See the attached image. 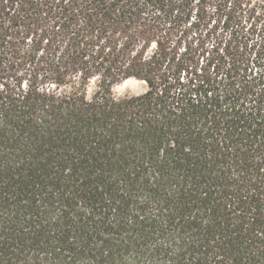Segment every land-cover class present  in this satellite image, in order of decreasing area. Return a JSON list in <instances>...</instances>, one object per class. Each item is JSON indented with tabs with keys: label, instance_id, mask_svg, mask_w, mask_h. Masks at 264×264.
<instances>
[{
	"label": "trees",
	"instance_id": "obj_1",
	"mask_svg": "<svg viewBox=\"0 0 264 264\" xmlns=\"http://www.w3.org/2000/svg\"><path fill=\"white\" fill-rule=\"evenodd\" d=\"M0 264H264V0H0Z\"/></svg>",
	"mask_w": 264,
	"mask_h": 264
},
{
	"label": "rangeland",
	"instance_id": "obj_2",
	"mask_svg": "<svg viewBox=\"0 0 264 264\" xmlns=\"http://www.w3.org/2000/svg\"><path fill=\"white\" fill-rule=\"evenodd\" d=\"M126 82L115 87L114 92L117 96H137L143 94L146 91V86L139 81L129 80V82H127L128 84H126Z\"/></svg>",
	"mask_w": 264,
	"mask_h": 264
},
{
	"label": "bare ground",
	"instance_id": "obj_3",
	"mask_svg": "<svg viewBox=\"0 0 264 264\" xmlns=\"http://www.w3.org/2000/svg\"><path fill=\"white\" fill-rule=\"evenodd\" d=\"M127 82H129V81H127ZM127 82H126V84H128Z\"/></svg>",
	"mask_w": 264,
	"mask_h": 264
}]
</instances>
